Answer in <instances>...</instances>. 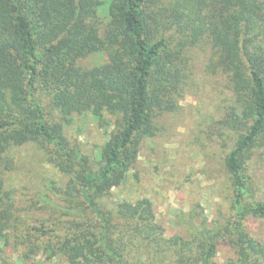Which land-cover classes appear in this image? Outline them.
Listing matches in <instances>:
<instances>
[{"label":"trees","instance_id":"obj_1","mask_svg":"<svg viewBox=\"0 0 264 264\" xmlns=\"http://www.w3.org/2000/svg\"><path fill=\"white\" fill-rule=\"evenodd\" d=\"M229 92L210 134L232 144L222 198L209 220L178 216L187 235L165 236L148 198L116 201L156 120L179 109L191 50ZM93 54L103 61L79 62ZM90 115L107 130L96 154L66 128ZM31 147L58 173L21 206L8 179ZM264 148V0H0V251L21 264H264L246 222L264 219L247 172ZM42 213L40 217L35 214ZM40 257V258H39Z\"/></svg>","mask_w":264,"mask_h":264},{"label":"rangeland","instance_id":"obj_2","mask_svg":"<svg viewBox=\"0 0 264 264\" xmlns=\"http://www.w3.org/2000/svg\"><path fill=\"white\" fill-rule=\"evenodd\" d=\"M191 74L187 91L179 101V109L156 120V133L146 138L140 147L134 168L128 173L124 184L113 190L116 201L135 202L148 198L153 203L156 221L165 231V236L187 235L186 229L176 225L181 213L187 214L199 205L204 215L214 219L217 203L226 209L224 186L227 174L224 160L232 144L210 134V126L222 117L229 92L222 75L205 72L210 56L206 46L191 50ZM102 54H93L80 61L83 66H93L103 61ZM107 130L90 115H75L66 135L73 145L86 154H96L107 139ZM247 172L253 180L256 197L264 199V148L256 149L247 163ZM59 173L31 147L21 151V161L8 179L16 190L21 206L30 205L36 191H44V181ZM42 213H36L40 217ZM248 232L264 243V219L249 218ZM232 256L227 244H220L216 262L222 264ZM40 258V257H39ZM0 264H21L6 248L0 251ZM38 264H66L64 260L39 259Z\"/></svg>","mask_w":264,"mask_h":264}]
</instances>
